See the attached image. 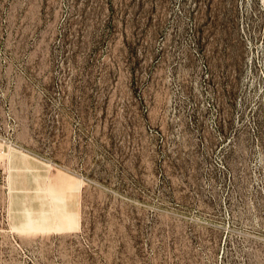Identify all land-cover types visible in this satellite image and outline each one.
I'll use <instances>...</instances> for the list:
<instances>
[{"label":"rangeland","instance_id":"obj_1","mask_svg":"<svg viewBox=\"0 0 264 264\" xmlns=\"http://www.w3.org/2000/svg\"><path fill=\"white\" fill-rule=\"evenodd\" d=\"M0 264H264V0H0Z\"/></svg>","mask_w":264,"mask_h":264}]
</instances>
